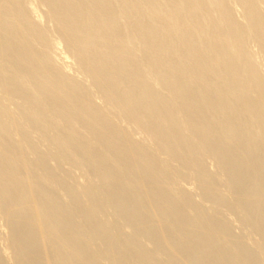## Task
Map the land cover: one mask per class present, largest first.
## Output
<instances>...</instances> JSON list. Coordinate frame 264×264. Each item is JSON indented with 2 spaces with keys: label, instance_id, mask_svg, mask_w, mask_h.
<instances>
[{
  "label": "bare ground",
  "instance_id": "obj_1",
  "mask_svg": "<svg viewBox=\"0 0 264 264\" xmlns=\"http://www.w3.org/2000/svg\"><path fill=\"white\" fill-rule=\"evenodd\" d=\"M261 2L0 0V264H264Z\"/></svg>",
  "mask_w": 264,
  "mask_h": 264
},
{
  "label": "rangeland",
  "instance_id": "obj_2",
  "mask_svg": "<svg viewBox=\"0 0 264 264\" xmlns=\"http://www.w3.org/2000/svg\"><path fill=\"white\" fill-rule=\"evenodd\" d=\"M229 2H230V4H231V6H232V11H233V15H234V17L237 19V20H241L242 18H241V12H242V10H241V8L239 7V5L237 4V0H228ZM260 8H262L263 9V14H264V3L263 2H261L260 3ZM63 47L62 46H59L58 47V49H57V51H55V56L57 57V58H59V57H62L63 56V54H64V49H62ZM60 49V50H59ZM248 49L253 53V54H255V56H256V62H257V65L261 68V69H264V59L261 57V55L258 53V49H257V47L254 45V44H250L249 46H248ZM63 51V52H62ZM73 65H71V64H69V66H68V68H67V70L69 71V73L71 74V75H78L77 74V71L75 70V68L73 67ZM74 72H76V73H74ZM1 213V212H0ZM229 217L230 219H232V221H233V224L234 225H238V222H236L235 221V217L234 216H232V215H227V214H224V217ZM3 225L4 224H2V226L0 225V227H2L1 229H0V234L2 233V234H5V227L3 228ZM0 235V240H1V242H0V249L2 248V243H3V241H4V239H5V236L4 235ZM6 235V234H5Z\"/></svg>",
  "mask_w": 264,
  "mask_h": 264
}]
</instances>
